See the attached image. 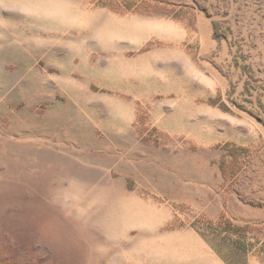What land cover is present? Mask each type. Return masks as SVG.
<instances>
[{"label":"rangeland","instance_id":"obj_1","mask_svg":"<svg viewBox=\"0 0 264 264\" xmlns=\"http://www.w3.org/2000/svg\"><path fill=\"white\" fill-rule=\"evenodd\" d=\"M0 264H264V0H0Z\"/></svg>","mask_w":264,"mask_h":264}]
</instances>
